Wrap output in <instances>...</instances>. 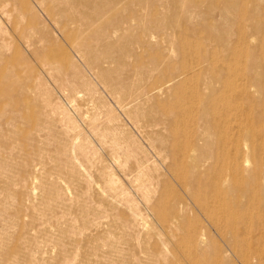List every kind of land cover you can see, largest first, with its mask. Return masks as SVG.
<instances>
[{"label":"rangeland","instance_id":"1","mask_svg":"<svg viewBox=\"0 0 264 264\" xmlns=\"http://www.w3.org/2000/svg\"><path fill=\"white\" fill-rule=\"evenodd\" d=\"M51 1L0 0V26L4 28L3 34L0 32V47H4L0 48V264H243L231 252L232 246L243 244L247 248L263 247L256 239L243 234L244 228L250 227L258 218L246 195L247 191L250 193L254 183L250 182L244 193L232 189L231 185L227 187L228 193L220 189L211 182V176L216 172L213 169L214 158L210 159V165L205 169L208 175L204 174L202 180H197V174L192 176L184 166V169L181 168L182 172H179V177L169 176L165 166H160L162 162L158 161L154 145L149 143L141 130L133 125L134 122L124 115L119 103L109 97L108 91L96 82L93 70L95 64L106 60L103 51H100L102 45L97 43L101 40L90 42L88 45L96 48H90L93 53L90 57H95L92 58L94 61L91 59L93 63H86L81 57L78 59L81 55L76 53V57L73 54L74 39L68 40L64 34L62 36L59 26L51 17L50 12L54 4ZM171 1L173 0H157L151 8H146L139 2H126V5L124 2L117 10H112L120 15L119 18L116 15L117 20L115 18L113 23L119 25V30L122 29L121 35L132 34V56L121 57L119 46L111 49V52L114 51L111 56L116 58L112 65L117 71V82H144L147 92L152 95L153 104L157 105L158 113L151 122L152 130L165 131L161 133L168 136L170 147L174 144H190L191 155L199 156L204 151L214 155V149H199L194 152L193 149H197L198 144L194 142L192 135L199 128L212 126L218 114V125L227 130L223 140L230 148L226 152L235 151L237 142L246 143L250 139H244L248 124L253 123L255 127L264 126V97L256 95V89H252L256 97L248 103L245 99L238 96L235 98L234 94L227 93L219 100V112L214 108L209 110L208 114L195 103L190 82L191 75L200 69L198 66L202 63L203 51L198 50V45L205 43L206 39L209 40L208 26L219 18L217 12L210 10V4H216L220 0H191L190 8L194 11L193 14L200 16L198 21L194 20L193 23L186 22L181 13L171 14L172 24H178L176 31L173 28L169 30V27L157 20L161 16L164 18L170 15L166 7L170 6ZM239 1L242 10L247 7H250L251 12L255 7L264 9V0ZM82 6H78L82 10L78 9L82 14L86 11L87 17L84 14V18L87 19L90 12L87 7ZM129 21L131 26H128ZM115 41L117 40L113 39L110 42V48ZM254 44L260 49L263 47L261 42ZM96 57L101 60L97 61ZM68 59L75 65L77 63L78 76L93 81L96 92L93 90L86 95L84 90L78 87L79 92L73 89L74 73L68 66ZM47 61L56 64L58 69H45L44 62ZM93 64L92 69L90 65ZM249 65L246 59L233 68L242 70L239 75L242 80L252 75ZM240 78L235 77L234 81L237 82ZM171 79H175L171 90L158 94V89L164 88ZM68 81H72V84ZM213 92L214 90L208 91V97ZM251 104L256 105L255 109H250ZM110 113L115 115V122L107 118ZM93 120L98 123L94 128L90 124ZM114 123L124 133L123 145L125 144L127 151L134 156L124 169L116 163L119 153L111 144L112 141L101 142L96 132L98 128L103 130L107 126L113 127ZM70 124L76 127L75 130H69ZM80 131L83 132L82 135H79ZM217 139L215 136L213 143ZM72 145L76 150L70 149ZM165 153L172 155L176 160L179 159L181 165L190 161L183 159L181 150L175 145L171 150H165ZM258 153H264V147ZM68 155L72 158L69 159ZM97 158H101V162L95 161ZM137 159L148 164L146 166L151 174V180L148 182L151 198L147 202L146 191L140 192L134 187V180L139 171ZM74 167L79 169L78 178L71 176ZM248 169L245 177L250 179L253 167ZM105 172L111 173L125 186L128 199L134 200L133 203L123 202L115 206L110 203L113 206L111 207L110 201L105 202L107 197L112 196L102 178ZM192 180L194 185L191 193L184 183L190 184ZM49 190L54 192V197L50 195L51 192L48 193ZM183 200L189 205V209L184 210L186 213L176 206ZM133 206H137L140 215L146 218L149 224H155L154 232L150 233L144 222L132 221ZM81 207L92 213H84ZM181 217H184L182 223L179 221ZM170 224H173L174 228L178 226V229H174ZM197 226L198 230L206 234L210 245L207 242V246L200 248L190 244L189 232ZM1 230L5 234L9 230V234L5 235ZM255 234L253 236L258 237V233ZM115 242L116 246L111 247ZM208 247L211 250H208ZM225 251L229 252L228 255L231 254L228 258L221 256V252ZM11 254L14 257L10 260ZM151 254L157 257L155 261L152 260L154 255ZM158 259L160 261H157ZM257 261H253V264H264Z\"/></svg>","mask_w":264,"mask_h":264},{"label":"bare ground","instance_id":"2","mask_svg":"<svg viewBox=\"0 0 264 264\" xmlns=\"http://www.w3.org/2000/svg\"><path fill=\"white\" fill-rule=\"evenodd\" d=\"M52 1H51V3L52 4L54 3V4H53V10L50 12L51 17L55 21V24H57L59 26V28L61 30L60 33H62V36L65 35L68 40L74 39L73 50L75 51V53H73V54L76 55V53H78L79 55H81V56H78V59H79V57H81L82 59H84V61L86 63H93L94 60L92 58H95V57H90V54L93 55V53H91V51H90V48L94 49V50L96 48H92L88 45L90 44V42L99 41V40L102 41V42L99 41L97 43L102 45V47H100V45H98V46L101 48L100 51L101 52L103 51L102 54H103V56L105 55L106 60L105 61L102 60L103 63H101V64H100V62L99 63L96 62V64H95L96 66L94 69H93L94 64L92 66L90 65V68L92 67V69L94 70L95 80L97 83H99L101 85V86L99 85L100 87H103L104 89H106V92L108 91L107 93L110 94L109 97H112L115 100V103H117V102L119 103L120 110L124 113L125 116H127L130 120H132L134 122L133 125H136L137 128L141 130V132L144 134V136H146V138L149 140V143H152L154 145V150L156 152L157 158L159 159L158 161L162 162V164L161 165L159 164V165L160 166L163 165V167L165 166L166 173L168 172L170 174L169 176L174 177L176 175L177 177H179V172H182V169H184V167H186L188 172L191 173L192 176L197 174L196 179L202 180L204 177V174L208 175L207 173H205V169L210 165V163H209L210 159L214 158L215 164H214L213 169L216 172L212 174L211 182L214 185L218 186L220 189L225 190L228 193L227 187L229 185H231L232 189H235L238 192L244 193L246 186L248 184H250V182L254 183L252 190H250V193L247 191L246 195L249 197V203H251V208H253V211L258 215V218L256 219V221H254L251 224L250 227L244 228L243 234L245 236H249V237L256 239V241H259V243L263 244V247H257V248H254V247L249 248L248 247L247 248V246H244L243 244H238V245L232 246L233 249L231 250V252L234 253L236 258H238V261L240 260L243 264H253V261L256 262L257 260L259 262L262 261V263H264V183H263L264 182V153H261V154L258 153L260 151V149H262V147H264V126L259 125V126L255 127L253 125V123L248 124L247 135H245L244 139H246V137H248V139L250 138L249 141L247 140L248 142H246V143H245V141H243L242 143L237 142V144L234 146L235 151L229 150V152H226L230 148V147L226 146V143L224 144V140H223L224 135H226V133H227V130L225 127L218 125L219 116H217L218 115L217 114L215 116L216 118H215L214 124H212V126L209 125L206 127L199 128L196 130L194 135H192L194 142L198 144V148L193 149L194 152L197 150L199 151V149H201V150H205V149L212 150V149H214V155H211L205 151L203 152L202 155H199V156H196V154L191 155V152L189 150H190V148H192V146L190 144L187 146L183 145V144H181V145L180 144H178V145L174 144L175 147H178L181 150L183 159L190 160V161H185V163H184L185 165H181V161L179 159L176 160V159L172 158V155L169 156L165 153V150H167L168 148L171 150L172 147H174V145L172 147H170L168 136H166V135L164 136L163 133H161V132H165V131L160 132L158 130H152L153 126H152L151 122L153 119L156 118L158 111L156 112V106L157 105L153 104L152 95H150V92H147L146 87H145L146 85H144V82H139V83L131 82L130 84H125V83L118 84V82H117L118 79H117V75H116L117 71L115 70L116 68L114 69L113 65H112L113 63L116 62V58L114 57V55L111 56V54L114 52V51L111 52V49H114V47H117V46L120 47V51L122 54L121 57L122 56L123 57L129 56L132 54V48L130 47V42L132 40V34L131 33L133 32L132 31L130 33L131 36L130 35L128 36V34H127V36H123V34L121 35L120 32L122 29L119 30L117 28L119 25L116 26L115 23H113L117 14H116L115 10L114 11H112V10L113 9L117 10L124 2H125V5H126V2H129V3L130 2H139L142 4V6H144L146 8L147 7L151 8V7L155 6V2H157V0H70V1H68V0H52ZM71 1H73V2H71ZM171 2L172 3L169 4L170 6L166 7L167 11H168V13H170V15H166V16H164V18L161 16L160 18L157 19L162 25L169 27V30L170 29L172 30V28L175 31L177 30L176 27L178 26V24L177 25L172 24V20H173L172 15H174V13L177 15L181 13V15L184 16V19L187 20L186 22H188V23H193L194 20L196 22V20L198 21V19L200 18L199 15L197 16V15L193 14L194 11L191 10V8H190L192 5L191 0H173ZM44 4H46V2ZM80 5H83L84 8L87 7V10L90 12L88 14L89 17L87 19L84 18V14L86 11H84V14H82L83 13V12H81L82 9L80 7H78ZM78 8L81 10H79ZM131 10H135V9L131 8ZM210 10H212V12H217L219 18H218V21L214 20L208 26L209 27V31H208L209 32L208 33L209 34L208 35L209 40L206 39L205 43H201L198 45V50L203 51L202 63L198 66L200 69L191 75V82H190L192 84V87H193L192 92L194 93L195 99H196L195 103L197 105H199L207 114L209 113V110L214 109V108H216L219 112V110H220L218 107V106H220L219 100L221 97H223L227 93L234 94L235 98L238 96L241 99H245V101L246 102L248 101V103H251L255 99L256 95H260L261 97H264V9H262L260 7H255V8H252V12H251L250 7H247L245 10H242L240 7V1L239 0H220L219 2H216V4H214L212 2L210 4ZM117 16L119 18L120 15L118 14ZM85 17H87L86 14H85ZM208 17H210V16H208ZM211 17H213V16H211ZM179 19H181V18H179ZM116 20H117V18H116ZM123 20H125V19H123ZM129 20H131V19H129ZM129 22L130 23L128 24V26L131 24V21H129ZM121 23H123V22H121ZM126 23L123 25V27L126 25ZM205 23H207V21ZM181 24H182V22H181ZM3 29L4 28H2V26H0V32L1 33H2ZM147 30H149V29H147ZM166 30H167V28H166ZM174 35H175V33H174ZM5 36H6V34H5ZM23 38H24V36L22 37V41L24 40ZM25 38L27 39V37H25ZM113 39H116L117 41H115V43H112L113 45L110 48V46H111L110 42ZM256 42L262 43V45H263L262 49H260V47H257V45L254 44ZM0 48L3 49L4 47H0ZM77 55H76V57H77ZM96 58H98V57H96ZM120 58H118V59H120ZM91 59L93 60L92 62H91ZM246 59H247V62H249V64H250L249 68L251 69L252 75L249 77H245L242 80V78H240V76H239V75H241L242 70L240 71L239 69H233V68L235 66L243 63V60L246 61ZM47 60H49V58ZM98 60H101V58H98L97 61ZM151 61H152V59H151ZM67 63H69L68 66L70 69L73 70V73H74L73 77H72L73 82L71 81L72 83H74V88L73 87L72 88L74 90L76 89V91L78 88H80L81 90H84L86 95L90 94L94 90V87H95L94 84L92 83L93 81L90 82L87 78L78 76V74H77L78 68L76 67L77 63L75 65L74 62L70 59H68ZM81 63H82V61H81ZM123 64H124V62H123ZM162 65H164V64H162ZM45 67H48V70H54V71L58 69L56 64L54 65V64L50 63L49 61L44 62V68ZM84 67H85V65H84ZM88 68H89V66H87V69ZM235 77H238L240 79L236 82V81H234ZM174 81H175V79L169 80L166 83L167 85L164 88L162 87V88L158 89L157 93L158 94L163 93L165 90H168V89H169L168 91H170L171 87L174 84L173 83ZM68 82L70 84H72L70 81H68ZM96 86H97V84H96ZM252 89H256V92H257L256 95H253ZM97 90H99V89L97 88ZM211 90L212 91L214 90V92H213V94L212 93L210 94V97H208L209 94L207 92L211 91ZM77 92H79V91H77ZM94 95L95 94L93 93V96ZM106 96H108V95H106ZM113 99H112V101H113ZM160 100H161V98H160ZM90 103H92V102H90ZM94 103H96V102H94ZM255 106H256L255 104H251L252 108H250V109H252V110L255 109ZM122 112H121V114H122ZM112 113L107 114V118L111 119L112 122H115L116 121V118L114 115L115 112H114V114H112ZM128 118H127V120H128ZM166 120H168V119H166ZM105 121H107L106 118H105ZM9 122H11V121H9ZM256 122H257V120H256ZM90 124H91V127L94 128L95 125H97L98 123H97V121L93 120V121H91ZM75 128L76 127L73 124H70L69 130L70 129L75 130ZM10 129H12V128H10ZM212 129H214V132H212ZM96 132L98 135V139L101 142L107 143L109 140L112 141L111 144L114 146V149L117 151V153H119L118 162H116V163L120 168L124 169L127 166V164L130 162L132 157H134V156H131L129 151H127L125 144L123 145L122 136L124 135V133L119 129L117 124L113 125V127L107 126L103 130H99V128H98V131H96ZM80 133H81V131H80ZM80 133H79V135H82L83 132L81 134ZM71 134H72V132H71ZM242 134L244 135L245 131ZM215 136H217L218 139L215 143H213L212 139ZM29 137H30V135H29ZM77 137H80V136H77ZM74 145H72L70 147V149H74L76 146V145L75 146ZM74 150H76V149H74ZM95 154H96V152H95ZM68 156H70V155H68ZM95 157H97V156H95ZM71 158L72 157L70 156L69 159H71ZM74 159H75V157H74ZM100 159L101 158H97L95 161L101 162ZM136 163H137L136 164L137 170H139V171H137L138 174L134 180L135 181L134 187L140 192L146 191L145 200L147 202L151 198L150 197V190L148 189V182L151 180V176H150L151 174L149 173V167L146 166L148 164H145L146 162L144 163L143 160L137 159ZM182 166H184V167H182ZM251 166L253 167L252 173L250 174L251 178L247 179L245 177V172H246V169L251 168ZM152 169H154V168L152 167ZM157 174H158V172H157ZM102 175H103L102 178H104V180H105L107 189L110 192H112L111 197H107L106 201H105V198L103 200L105 202L110 201L109 204L112 203L113 206H115L117 204L121 205L123 202L128 203L130 200L128 199V192L125 189V186H123V184H121L120 181L118 179H116V177H114L109 172H105ZM71 176H72V178H78L80 176V172H79V169L77 167H74V171L72 172ZM67 177H68V175H67ZM68 179H70V178H68ZM181 180H183V179H181ZM1 181H3V180H1ZM14 182H16V181H14ZM132 182H133V180H132ZM36 185H38V184H36ZM155 185H157V184H155ZM184 185L187 188V190L189 192H191V188L194 185V181L192 180L190 184L184 183ZM4 187H6V186L4 185ZM43 187H44V185H43ZM57 190H58V188H57ZM50 192H51L50 195L52 197H54L55 196L54 192L52 193V191L49 190L48 193H50ZM0 193H2V191H0ZM10 193L11 192H9V194ZM63 193L65 194V191ZM102 196L103 195H101V197ZM7 198H8V196H7ZM109 198H111V199H109ZM112 199H114L115 201L113 200L114 201L113 202ZM53 201H54V199H53ZM53 201H51V202H53ZM130 202L133 203L134 200L130 201ZM112 205L110 204L109 206L113 207ZM9 206H8V208H9ZM176 206L181 208L182 212H184V213H186L184 210L189 209V205L186 204V202L184 200L178 202ZM193 206H195V205H193ZM190 207H191V205H190ZM173 209L174 208H172V211H173ZM175 209H177V208L175 207ZM15 210H17V209L15 208ZM190 210H191V208H190ZM10 211H11V209H10ZM82 211L84 213H87V214L89 212L85 208H82ZM131 212H132L131 214H132V221L133 222H140V221L144 222L145 227L148 229V231L150 233L155 231V226H154L155 224L154 225L149 224L150 222H148L146 220V218H143L140 215L137 206H133L131 208ZM189 212L190 211H188V213ZM89 213H92V212H89ZM46 214H47V212H46ZM21 215H19V216H21ZM10 216H11V214H10ZM183 219H184V217L179 218L180 223H182L181 221H183ZM13 221H14V219H13ZM13 223L15 224V222H13ZM170 225H173V224H170ZM170 228H172V226ZM173 228H174V225H173ZM174 229H178V226H177V228H174ZM210 229H212V228H210ZM1 231H3V230H1ZM8 232H9V230H8ZM8 232L6 231V234ZM2 233L5 234L4 231ZM189 233L190 234L188 237V241L190 242L191 245H193L195 247L198 246V247L202 248L203 246H205L207 244L208 240L206 239V234L202 230H200V229L198 230V226L195 227V229L192 232L190 231ZM255 233H258V235H257L258 237L253 236V235H256ZM159 239H161V238L159 237ZM231 240H233V239L231 238ZM56 243H58V242H56ZM116 243L117 242L112 243L111 247L114 248L116 246ZM208 243L210 245V242H208ZM54 244H55V242H54ZM167 244H169V243H167ZM167 244H165V245H167ZM162 245H164V244L162 243ZM165 248L167 249V247H165ZM207 249L209 250L210 247H208ZM16 250L19 251V249H16ZM14 253H15V251H14ZM14 253H13V255H14ZM228 253L229 252H227V251L221 252V256L222 257L225 256V258H228L227 256L231 255V254L228 255ZM163 254H164V252H163ZM13 255L10 257V260L12 257H14ZM15 255H17V253ZM151 255H154V254H151ZM155 257L156 256L154 255V257H152L154 259H152V258L151 259L155 261ZM19 258H21V257H19ZM160 259L164 260V258H160ZM157 261H160V260L158 259ZM13 262H15V261H13Z\"/></svg>","mask_w":264,"mask_h":264}]
</instances>
